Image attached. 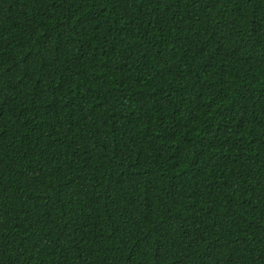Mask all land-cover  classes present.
I'll use <instances>...</instances> for the list:
<instances>
[{
	"label": "trees",
	"instance_id": "obj_1",
	"mask_svg": "<svg viewBox=\"0 0 264 264\" xmlns=\"http://www.w3.org/2000/svg\"><path fill=\"white\" fill-rule=\"evenodd\" d=\"M0 264H264V0H0Z\"/></svg>",
	"mask_w": 264,
	"mask_h": 264
}]
</instances>
